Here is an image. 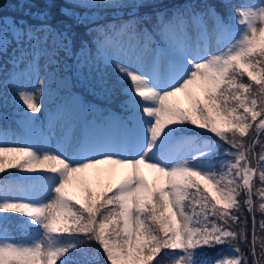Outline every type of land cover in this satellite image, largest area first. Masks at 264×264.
<instances>
[{
  "label": "snow or ice",
  "instance_id": "6c2138e0",
  "mask_svg": "<svg viewBox=\"0 0 264 264\" xmlns=\"http://www.w3.org/2000/svg\"><path fill=\"white\" fill-rule=\"evenodd\" d=\"M43 2L0 29L13 69L0 83L35 134L4 146L0 129V173H20L0 180V224L23 218L19 236L0 230V264H264V0H221L227 15L209 0L170 11L157 0H72L81 11L61 7L59 19L55 0ZM77 84L124 97L122 114L73 95ZM53 85L64 102L37 133Z\"/></svg>",
  "mask_w": 264,
  "mask_h": 264
},
{
  "label": "trees",
  "instance_id": "16d2710c",
  "mask_svg": "<svg viewBox=\"0 0 264 264\" xmlns=\"http://www.w3.org/2000/svg\"><path fill=\"white\" fill-rule=\"evenodd\" d=\"M36 1H40V3L44 4L43 0H29L28 3H26L24 1V5H26L24 7V9L21 12H18V10H16V8L12 9L10 7L5 6L4 8L0 7V29L5 28L6 22L8 20H12V19H18L19 17H21L25 12L27 11H39L38 7L36 6ZM210 3H215L217 5V8L221 11H224L225 9L222 7L221 5V0H209ZM60 5H66L64 0H59ZM165 11H170V8H166V9H162ZM52 12V10H51ZM56 14L57 19H59L61 17V13L60 12H52V14ZM111 13L107 14V16L111 17ZM27 18V17H25ZM79 34L82 38L87 39V37L84 36V31L83 29H79ZM15 47V45L13 44L11 47L8 48V53L11 54L13 48ZM7 65V67L5 68L4 66ZM11 67V60L9 58L8 55H0V82H2L8 75H9V70ZM85 71H87V69H85ZM99 72L100 73H106L107 76L112 80L115 81L117 73L116 71L109 67L107 69H105V67L103 66V64L99 65ZM245 79H247L245 77ZM8 88L9 87H4L2 85V83H0V110L1 111H10L13 108V104L11 105L10 103V97L11 94L8 92ZM80 91V93L82 94L83 97H87L88 102L90 103H94L97 106H99L101 108L102 113H106L108 111H110L111 109L115 108V109H119L121 110V101L124 99V97L122 96H116L115 98H113L112 100H105L103 97H98V96H93L90 92H86L81 88V85L77 84L75 89L73 90V93ZM116 103V104H115ZM111 104V105H110ZM112 107V108H111ZM114 109V110H115ZM0 120L6 124V120L3 116H0ZM218 171H220L221 169L218 167L217 168ZM17 171V170H15ZM14 171V172H15ZM14 173L15 174H18ZM11 174V172H7V173H0V180H4L6 178H8ZM256 188L261 187V185L259 184V182L257 181L256 183ZM255 191V188H254ZM254 201L257 202V207H258V203L260 202L258 200V198L254 197ZM259 213V212H258ZM10 216V219L6 222V225H8L11 229H13L15 232L21 233L20 231V225H22L23 223V218L19 217L18 214H8ZM246 215L248 216V226H247V231H248V238L249 240L251 239V214L246 213ZM259 218H264L260 215V213L258 214ZM261 219H259L258 221H260ZM259 224V223H258ZM257 224V226H258ZM5 225V224H4ZM88 243V242H86ZM93 248L95 247L94 242H91ZM242 250H244L245 246L241 245ZM224 250L230 251L229 249H227V246H223ZM222 248L221 247H217V248H213V249H206L205 251L207 252V255L209 257H213L215 258L217 256V254L219 252H221ZM166 262H170L171 261V257L169 256H165L164 257Z\"/></svg>",
  "mask_w": 264,
  "mask_h": 264
},
{
  "label": "rangeland",
  "instance_id": "374dc122",
  "mask_svg": "<svg viewBox=\"0 0 264 264\" xmlns=\"http://www.w3.org/2000/svg\"><path fill=\"white\" fill-rule=\"evenodd\" d=\"M24 1L25 0H0V7L1 8H4L5 6L7 7H10L12 9L16 8V10H18V12H21L24 7L26 5H24ZM186 0H157V2L161 5V9H166V8H174V6H176L178 3H184ZM65 4L66 5H60L59 3V0H55V7L52 8V12H60L59 9L61 7H67L73 11H76V12H79L81 11V9H78V8H73L72 6V0H64ZM245 3H253L252 0H245ZM36 6L38 7L39 10H42V9H45V4H42L40 3V1H36ZM169 6V7H168ZM33 12H37V11H33ZM51 12V13H52ZM109 14V13H108ZM107 15V14H105ZM53 17H59V16H56V14H52ZM43 63V62H42ZM13 71L12 68H10L9 70V74ZM43 75V74H42ZM37 88L40 87L39 84L36 85ZM52 89H53V94L51 97L49 96H45L44 97V107L42 108L41 112L39 114H35V125H36V130H37V133L39 132V130L41 128H43L45 131L47 130V119H46V116L48 113H50L55 107L56 105H59L61 104L62 100H58L59 97L61 96V94L59 93H56L55 92V85L52 86ZM9 91L11 93L12 92V89L11 87L9 86ZM74 95H79V94H74ZM80 96V95H79ZM178 99H179V102L185 107V106H188V102L186 100V98L184 97L183 94H178ZM11 103H14L16 105V107L12 110L13 112L11 113H4V111L2 112L0 110V115L1 114H5L4 116L6 117L8 123L13 119L14 115H19L21 116L16 124L14 126L12 125H3L1 124L0 122V129H7V135L3 137L4 141L6 142L4 144V146H25L28 142H30L33 138H34V135H29L25 129H24V108L21 106L20 102L15 98V94L13 93V97H12V100H11ZM2 112V113H1ZM54 142V141H53ZM17 169H10L8 170V172H11L13 174L11 175H14V173H17L19 172V170L15 171ZM15 171V172H14ZM145 175L148 177L149 181H151L154 177V173L149 170V169H145ZM20 173L18 174H15V175H19ZM11 177V176H10ZM9 178V177H8ZM100 180L103 182V183H108V177L106 176H101L100 177ZM88 181H89V185L93 188V190H96L98 191L99 190V187L97 185V183L95 182V179L89 175L88 177ZM71 192L75 193V194H79L81 192V188L79 186H72L70 187L69 189ZM258 211L255 213V218H256V221H257V224L259 223V218L258 217ZM251 224H252V214H251ZM5 226L1 227L0 225V230H2ZM21 233H18V234H15L17 236H19Z\"/></svg>",
  "mask_w": 264,
  "mask_h": 264
}]
</instances>
